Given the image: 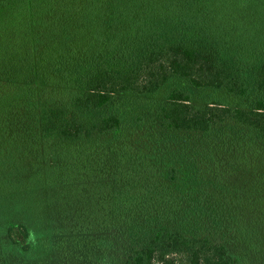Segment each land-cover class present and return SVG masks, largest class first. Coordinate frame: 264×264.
I'll list each match as a JSON object with an SVG mask.
<instances>
[{
	"label": "trees",
	"instance_id": "trees-1",
	"mask_svg": "<svg viewBox=\"0 0 264 264\" xmlns=\"http://www.w3.org/2000/svg\"><path fill=\"white\" fill-rule=\"evenodd\" d=\"M0 264H264V0H0Z\"/></svg>",
	"mask_w": 264,
	"mask_h": 264
},
{
	"label": "rangeland",
	"instance_id": "rangeland-1",
	"mask_svg": "<svg viewBox=\"0 0 264 264\" xmlns=\"http://www.w3.org/2000/svg\"><path fill=\"white\" fill-rule=\"evenodd\" d=\"M1 238H3V236L0 235V246L4 245L3 243H5Z\"/></svg>",
	"mask_w": 264,
	"mask_h": 264
}]
</instances>
